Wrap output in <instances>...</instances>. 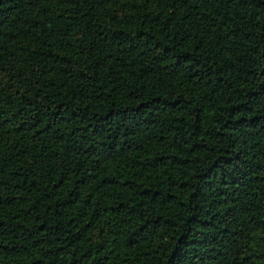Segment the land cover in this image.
Returning a JSON list of instances; mask_svg holds the SVG:
<instances>
[{
	"label": "trees",
	"instance_id": "trees-1",
	"mask_svg": "<svg viewBox=\"0 0 264 264\" xmlns=\"http://www.w3.org/2000/svg\"><path fill=\"white\" fill-rule=\"evenodd\" d=\"M0 264H264V0H0Z\"/></svg>",
	"mask_w": 264,
	"mask_h": 264
}]
</instances>
